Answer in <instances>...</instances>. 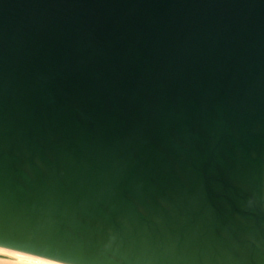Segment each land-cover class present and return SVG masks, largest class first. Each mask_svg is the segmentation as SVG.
I'll return each mask as SVG.
<instances>
[{"label":"water","instance_id":"1","mask_svg":"<svg viewBox=\"0 0 264 264\" xmlns=\"http://www.w3.org/2000/svg\"><path fill=\"white\" fill-rule=\"evenodd\" d=\"M0 241L264 264V0H0Z\"/></svg>","mask_w":264,"mask_h":264},{"label":"clouds","instance_id":"2","mask_svg":"<svg viewBox=\"0 0 264 264\" xmlns=\"http://www.w3.org/2000/svg\"><path fill=\"white\" fill-rule=\"evenodd\" d=\"M7 251L10 253H16L10 249L0 247V264H54L52 261L45 260L43 258H35L23 253H16L14 257H5L2 252Z\"/></svg>","mask_w":264,"mask_h":264},{"label":"snow or ice","instance_id":"3","mask_svg":"<svg viewBox=\"0 0 264 264\" xmlns=\"http://www.w3.org/2000/svg\"><path fill=\"white\" fill-rule=\"evenodd\" d=\"M0 247L10 249L11 251L16 252V253H23V254H26L28 256L35 257V258L49 259L46 257H41L39 254L32 253L30 250L26 248H19L11 244H6L3 241H0Z\"/></svg>","mask_w":264,"mask_h":264}]
</instances>
